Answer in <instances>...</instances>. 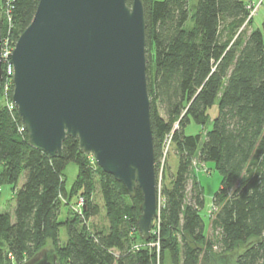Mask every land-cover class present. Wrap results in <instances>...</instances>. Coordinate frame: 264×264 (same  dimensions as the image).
I'll list each match as a JSON object with an SVG mask.
<instances>
[{
  "label": "trees",
  "instance_id": "trees-1",
  "mask_svg": "<svg viewBox=\"0 0 264 264\" xmlns=\"http://www.w3.org/2000/svg\"><path fill=\"white\" fill-rule=\"evenodd\" d=\"M9 4L14 44L38 0ZM144 11L156 178L165 144L177 152L176 171L158 188L159 216L151 238L141 240L136 230L140 190L130 198L70 138L54 159L29 147L16 110L3 103L0 188H12L15 207L12 218L0 212V264H23L45 247L54 249L59 264H210L213 257L232 253H239L234 264L264 260V24L262 32L248 29L250 11L243 0H198L189 29L188 0H144ZM4 25L0 10L1 39ZM3 78L2 72L0 100ZM216 102L217 115L210 121L207 112ZM210 122L203 137L185 134L191 123L206 128ZM196 161L212 163L221 174L208 237L200 215L203 189L193 174ZM69 164L77 167V176L67 192L64 171ZM22 176L25 181L17 188ZM96 177L108 229L91 232L87 221L98 209L89 203L87 189L76 192ZM73 196L84 201L79 218L60 222L61 199L70 203ZM62 228L66 242L59 248Z\"/></svg>",
  "mask_w": 264,
  "mask_h": 264
},
{
  "label": "water",
  "instance_id": "water-1",
  "mask_svg": "<svg viewBox=\"0 0 264 264\" xmlns=\"http://www.w3.org/2000/svg\"><path fill=\"white\" fill-rule=\"evenodd\" d=\"M9 64L11 102L27 145L54 159L70 138L130 198L140 190L136 230L148 241L160 200L147 90L144 0L130 5L126 0H38ZM1 79L0 62V84ZM238 256H215L210 264H234ZM23 264L59 260L53 248L45 247Z\"/></svg>",
  "mask_w": 264,
  "mask_h": 264
},
{
  "label": "rangeland",
  "instance_id": "rangeland-1",
  "mask_svg": "<svg viewBox=\"0 0 264 264\" xmlns=\"http://www.w3.org/2000/svg\"><path fill=\"white\" fill-rule=\"evenodd\" d=\"M154 1H163V0H154ZM247 3L248 9L250 11L248 20L251 19L248 29L251 30H260L263 31L264 24V0H243ZM198 0H188L189 14L190 17L185 24V29H189L193 27V13L195 11ZM6 25V23H4ZM4 25L5 37L8 35V28ZM10 35V34H9ZM15 44V43H14ZM14 44L12 43L13 47ZM13 50V48H12ZM1 68L4 69V64H1ZM2 84V82H1ZM0 100V106L4 103V83L2 85V95ZM218 111L217 102L208 110V116L210 121L216 117ZM211 128V122L207 124L206 128H202L193 123L188 125L185 129L186 135H197L201 134L202 137L205 135L206 130ZM157 180H158V188H161L165 184L168 183L170 173L175 172L177 169V152L172 145L165 144L161 158L157 163ZM156 169V166H155ZM193 174L196 181L203 189V199H204V207L201 211V217L205 223V234L206 236H210V224L212 220L211 214V201L215 192L219 189L221 183V174L214 169L212 163L201 164L197 161L193 164ZM65 188L67 192H70V187L77 176V167L74 164H69L65 171ZM25 181V178L20 177L17 188L20 187ZM85 189H87L89 196L88 201L90 204L95 206L98 209V214L95 217L90 218L87 221V228L89 231H106L108 229V221L106 218L105 207L103 204V200L100 194L99 189V181L98 178L93 180V182L89 185V187H84L76 192V196L84 193ZM0 212L8 213L11 218L14 214L15 200H14V191L10 186H2L0 188ZM76 196H73L70 200L61 199L60 213L58 219L60 222H65L68 219H73L78 216L79 213L75 212V207L77 204ZM86 201V197L81 195ZM70 204V205H69ZM77 219V218H75ZM154 227V226H153ZM154 230V229H153ZM66 242V233L64 228L59 230V248L63 247ZM61 264H66L65 260L61 261Z\"/></svg>",
  "mask_w": 264,
  "mask_h": 264
},
{
  "label": "built area",
  "instance_id": "built-area-1",
  "mask_svg": "<svg viewBox=\"0 0 264 264\" xmlns=\"http://www.w3.org/2000/svg\"><path fill=\"white\" fill-rule=\"evenodd\" d=\"M9 0H6V2L4 3L3 0H0V10H1V15L3 16V22L6 23V26L8 28V30H10L11 27V10L9 7ZM10 31H8V35L6 37H3V39H1V54H0V62L1 64H4V69H3V73H4V78H3V83H4V103L5 106L8 108V110H14L15 107L11 102V98L9 99V90H10V85H11V78L13 75V70L11 65L9 64V60H10V55L12 52V41L10 39V35H9ZM2 81V79H1ZM12 86V85H11ZM16 110V109H15ZM20 131H25L24 127L22 125V127L20 128ZM84 205V201L82 198H78L77 200V204L75 207V212H78L79 214L82 211V207ZM214 209L211 208V214L213 213ZM158 219V218H157ZM154 226V225H153ZM153 229H152V233H153ZM156 233H158V230L156 229ZM153 245V244H151ZM155 246L158 248V242L155 243Z\"/></svg>",
  "mask_w": 264,
  "mask_h": 264
}]
</instances>
